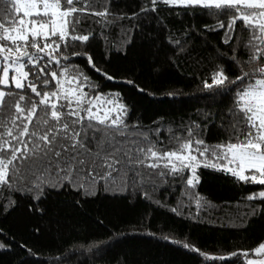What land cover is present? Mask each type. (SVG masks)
<instances>
[{
  "label": "trees",
  "instance_id": "obj_1",
  "mask_svg": "<svg viewBox=\"0 0 264 264\" xmlns=\"http://www.w3.org/2000/svg\"><path fill=\"white\" fill-rule=\"evenodd\" d=\"M87 2L90 8L73 14V22L78 18L79 23L74 33L69 27V35L88 34L90 40L69 39L53 55L88 78L94 87L84 91L90 97H118L129 128L148 131L161 150H172L175 138L187 139L189 129L210 149L235 142L237 135L243 138L247 128L236 111V93L203 86L212 82L217 69L230 81L245 72L250 83L264 78L259 72L264 44L242 20L237 19L229 43L222 42L229 21L238 14L213 15L212 9L163 3L146 12L152 7L149 0ZM7 7L0 0V10ZM101 10L108 16L90 14ZM3 15L9 19L6 11ZM221 22L223 29L218 27ZM0 45L13 47L3 40ZM257 48L259 58L253 59ZM46 63L47 57L40 66ZM52 70L60 75L55 64ZM25 71L37 90L44 91L32 75L35 68L26 65ZM53 85L46 90H54ZM224 87L237 85L226 81ZM0 88L25 95V103L39 100L28 88ZM220 163L215 169L201 164L195 187L179 176L156 179V187L123 177L93 184L82 176L73 182L56 176L54 169L40 180L26 175L20 163L13 177L9 166L7 183H0V264H246L242 254L254 257L255 248L264 243V199L247 197L264 185L240 181ZM183 175L191 178L188 171Z\"/></svg>",
  "mask_w": 264,
  "mask_h": 264
},
{
  "label": "snow or ice",
  "instance_id": "obj_2",
  "mask_svg": "<svg viewBox=\"0 0 264 264\" xmlns=\"http://www.w3.org/2000/svg\"><path fill=\"white\" fill-rule=\"evenodd\" d=\"M5 2L8 7L0 10V20H4L3 11L7 12L9 19L0 23V40L9 41L15 52L13 47L0 45V60L4 62L0 67V85H9L11 71L14 89L28 88L39 100L28 99L25 103V95L0 90V183H7L9 166L15 177L20 171L17 167L20 163L26 175L39 177L40 180L48 178L54 169L56 176L64 180L72 179L73 182L82 176H87L93 184L97 180L112 182L123 177L131 179L134 184L156 187V179L179 176L187 186L195 187L197 168L201 164L215 169L223 162L224 171L240 181L264 185V79L247 82L245 78L249 74L245 72L230 81L222 69H217L211 75L212 82H204L206 89L216 86L222 89L221 94L236 93V111L247 128L242 133V139L237 135L235 142L216 144L210 149L189 129L187 139L175 138L177 143L172 150H161L149 139L148 131L129 128L124 119L127 115L125 106L119 103L118 97H90L84 91L85 87H94L88 78L82 73H73L53 55L60 43L67 46L69 39L90 40L88 34L69 35V27L74 33L79 19L74 23L73 14L87 10L91 3L87 0H63L62 10L61 0ZM149 2L152 7L144 9L146 12L156 11V4L163 3L166 6L212 9L215 10L213 15L238 14L229 21L226 38L222 42L229 43L239 19L254 32L253 38L264 44V0ZM78 3H82L83 7L77 8ZM90 14L101 18L108 16L107 10L92 11ZM5 23L10 27H5ZM218 27L223 29L225 25L221 22ZM29 36L32 37L31 43ZM51 37H58V40ZM29 48L34 51L29 52ZM259 51L257 48L253 59L259 58ZM45 57L46 66H40ZM88 59L91 60V57ZM53 64L59 69V76L56 70H52ZM26 65L35 68L32 75L44 91H38L37 84L29 80ZM259 72L264 73V67ZM226 81L236 84L237 88H225ZM50 82H54V90L48 91ZM6 97H11L13 102L9 104ZM230 126L236 127L235 124ZM185 171L190 172L191 178L183 175ZM247 199H264V190L249 195ZM254 254L260 258L247 259L246 264H264V243L255 248ZM242 256L247 258L248 253Z\"/></svg>",
  "mask_w": 264,
  "mask_h": 264
},
{
  "label": "rangeland",
  "instance_id": "obj_3",
  "mask_svg": "<svg viewBox=\"0 0 264 264\" xmlns=\"http://www.w3.org/2000/svg\"><path fill=\"white\" fill-rule=\"evenodd\" d=\"M177 7H179V6H177ZM180 7H182V6H180ZM22 50H23V49H22ZM13 52H15V49H13ZM12 75H13V73L10 71V72H9L10 83H9V85H7V86H5V87H9V86L11 85V77H12ZM262 79H264V78H262ZM3 86H4V85H3ZM0 90H3V89L0 88ZM3 91H5V90H3ZM222 169H223V165H222ZM245 174H248V173H245ZM0 249H1V248H0ZM254 255H255V254H254ZM259 258H260V257H258V256L255 255L254 257H247L246 260H247V259H259Z\"/></svg>",
  "mask_w": 264,
  "mask_h": 264
}]
</instances>
